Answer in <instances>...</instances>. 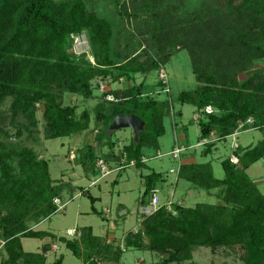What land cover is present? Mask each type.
I'll list each match as a JSON object with an SVG mask.
<instances>
[{
	"label": "trees",
	"instance_id": "obj_1",
	"mask_svg": "<svg viewBox=\"0 0 264 264\" xmlns=\"http://www.w3.org/2000/svg\"><path fill=\"white\" fill-rule=\"evenodd\" d=\"M146 11L151 16V34L162 54L160 61L140 63L135 56L116 62L111 23L90 10L83 0H0V238L5 242L0 254L6 256L0 264H46L47 247H43L41 254L27 253L21 240H55L49 233L34 231L29 222L38 225L50 219L57 213L54 201L61 202L66 190L70 195L75 191L69 184L52 180L48 161L39 159L33 150L7 144L12 140L8 127L18 126L19 116L27 122L20 130L28 137L38 129L35 112L38 105L43 106L45 132L50 141L85 133L94 120L95 128L102 127L97 142L113 148V136H106L112 121L125 115L141 119L146 130L141 133L138 145L132 140L124 149L126 166L135 162L138 169L145 167L141 162L144 150L159 148L158 140L165 134L166 114L174 121L181 119V112L174 113V103L190 105L199 114V140L205 141L202 159L208 158L217 143L225 142L241 125L238 133L254 130L264 135V67L246 80L238 81L241 73H251L252 61L264 60V0L219 2L218 8L209 14L212 31L204 30L207 23L204 13L196 15L195 22L203 29V40L209 48L213 47L209 53L221 58L230 76L212 75L211 71L212 77H198L203 87L195 94L181 92L174 102L169 83H161L158 89L165 98L158 101L144 94L145 84L137 85L136 77L163 68L176 48L190 38L186 35L190 27L176 26L178 23L162 18L159 11L149 7L138 10ZM79 34L87 36L95 65L86 59L80 62L74 54H69L71 37ZM98 80L129 86L101 93L94 111L86 109L80 118L76 107L63 106L62 97L66 94L85 101L97 99L95 92L99 91V85L97 90L93 83ZM167 87L168 94L164 93ZM108 95L116 101L108 102ZM8 100L9 109L3 111L1 108ZM208 107L214 111L209 116L204 112ZM173 126L178 125L175 122ZM20 130L16 137L21 136ZM214 134L218 142L210 139ZM232 156L237 158V164L231 162ZM107 159L108 156L104 162L109 165ZM96 160L93 147L89 146L78 153L76 164L97 176ZM260 161H264V136L253 147L237 146L229 158L221 161L223 179L215 178L211 162L181 166L178 180L200 191L218 190L216 197L220 205L197 204L185 208L173 204L171 211L163 207L151 216H144L141 229L129 233L123 247L164 256L161 264H182L201 248L213 252L218 248L240 247L244 264H264V195L247 173ZM162 181L163 176L155 172L144 177V193L138 209L149 205ZM82 195L89 198L93 214L98 215L93 207L96 200L88 192L83 191ZM77 234L78 240L58 241L77 259H83L84 264L119 263L123 255L120 247L103 244L90 228H83ZM54 264H63V258Z\"/></svg>",
	"mask_w": 264,
	"mask_h": 264
},
{
	"label": "rangeland",
	"instance_id": "obj_2",
	"mask_svg": "<svg viewBox=\"0 0 264 264\" xmlns=\"http://www.w3.org/2000/svg\"><path fill=\"white\" fill-rule=\"evenodd\" d=\"M67 0H56V2H63ZM87 7L95 11L100 17L107 19L114 31V38L112 41L113 55L116 62H123L127 59L134 58L138 56L140 63H150V61H160L162 54L157 50L156 40L151 34L152 27L150 21L149 12L139 13L138 10L142 7H149L152 11H159L162 15V18L175 22L174 24L186 25L190 27L186 35H189L190 38L184 40L183 45L176 48L175 54L172 58L162 67L167 74V80L169 83V88L171 90L173 102L176 97L181 92H188L195 94L197 90L203 87V84L200 83L198 77H212L209 72H214V74L223 73L227 76H230V70L224 68L221 58L218 55L210 54L209 52L213 47H208L206 42L202 38V27L196 24L195 18L199 14L202 16V12L206 17V22L204 25V30L212 31L214 27L209 22V14L211 10L218 8L219 2H225V0H83ZM211 15V14H210ZM175 26V27H176ZM176 33V30H173ZM248 62H246L247 64ZM252 67L250 69L251 73L240 74L238 76V81L242 82L248 78V75L252 73L260 72L264 67V60H254L249 65ZM248 66V67H249ZM225 77V76H224ZM98 81L93 83L94 88L98 90L100 84ZM146 84V89L144 94L154 95L157 93V89L162 86V81L160 79V69L149 74L136 77V84ZM104 86L106 87V93L112 92L118 86L128 87L127 83L111 84L110 80L104 81ZM164 84V83H163ZM100 86V85H99ZM119 88V87H118ZM98 92V91H97ZM95 92L97 99L92 101H85L84 99L72 96V95H63L62 104L63 106H72L77 108V117L80 118L84 110L88 109L94 111L95 106L100 102L101 93ZM163 99L165 95L162 94ZM158 97V96H157ZM156 97V98H157ZM160 97V96H159ZM150 98V97H148ZM147 98H144L145 100ZM11 101L8 100L3 106V111H8ZM164 104V103H161ZM166 104V103H165ZM164 104V105H165ZM167 105V104H166ZM174 113H177L178 110L183 112V122L191 121L194 117L195 108L190 105L181 106L178 103L172 105ZM36 118L38 120L39 126L37 130L33 131L31 137H28V134L23 130H20V126L27 125V122L22 116H19L17 119L18 126L8 127L9 134L12 136V140L7 141V144L10 143L19 148H28L33 150L39 159L47 160L50 167V175L52 180L56 181L57 184L64 183L68 184L71 182H76L77 186L76 193L82 192L85 188H89L90 184L95 186L99 183V178L96 180V176H92V172L87 171L76 164V158L78 153L83 151L85 147H93L94 154L97 157V160L105 159L108 155L106 150H103V142H96V129L93 126L90 131L84 134H76L72 138L58 139V140H48L46 136L45 121L43 120L44 109L42 105L36 106ZM94 114V113H93ZM94 118V116H93ZM199 120V116H197ZM179 119H175L174 123L178 124ZM94 125V124H93ZM164 125L166 127V134L161 139V144L163 145V154L169 150V148L174 145L175 137L181 135L179 125L176 128L173 126V118L169 117V114H166ZM102 128V127H101ZM21 131V136L16 137L17 131ZM114 145L119 148L120 145H128L129 141L133 140V136L130 130H121L114 133L113 135ZM196 129H190V143L195 142ZM263 134L254 130L243 132L239 135V143L243 147H248L255 145L258 141L263 138ZM213 142H218L217 136L214 134L210 138ZM229 140V145L221 144L218 150L213 151L210 157L206 159H199L198 156L201 154L203 147H199L193 150L191 158L197 159L199 162H211L214 170L215 178L223 179L224 172L221 168L222 159L228 158L230 156L229 150L224 151L227 147L233 144ZM237 141V140H236ZM91 144V145H90ZM220 144V143H219ZM106 145V144H105ZM115 146V147H116ZM109 148V147H107ZM124 148V147H123ZM232 150V149H231ZM121 152V151H119ZM215 152V153H214ZM189 152H185L180 156L178 162L170 156H166L164 159L160 160H149L148 167L141 169L138 168H128L124 171V181L118 184V186L112 188L111 183L113 177H108L106 184L100 183L102 185L103 193H98V188L91 187V195L93 196H102V201L95 204V208L99 211H111L119 203L127 205V214L131 217V224L126 228L125 235L131 231L134 227H138L137 217L141 216V209L137 208V201L141 197V192L144 190L142 185V177L147 176L151 172L155 171L157 173H163L167 176V183L160 182L158 185V196L160 197V202L168 203L174 202L177 203V193H180L183 203L185 202L188 207H193L197 203L214 205L219 204L220 201L217 199L219 191H213L211 193L200 191L196 188L186 189L184 185L193 188L187 183L180 182L182 186L179 185V188L176 190V197H173L174 188L171 187L170 183L174 182L175 176L169 174L171 170H176L179 163L182 162L184 158L187 157ZM112 154H114L112 152ZM196 155V158H195ZM227 155V156H226ZM201 158V156H200ZM96 160V162H97ZM194 160V161H195ZM107 161H109L107 159ZM96 166V165H95ZM96 169V168H95ZM111 169H113L111 167ZM97 175L98 171L96 170ZM249 177L259 185V189L264 195V161H260L257 164L253 165L248 170ZM142 176V177H141ZM94 179L92 182L89 180ZM166 179V177H165ZM67 181V182H66ZM110 183V184H109ZM261 183V184H259ZM191 194H190V193ZM67 190L63 194V204H65L66 210L57 212L52 216L50 221H46L41 224L37 230L50 232L51 234L60 235L67 237L66 231L68 229L80 228L83 226H93L95 235H102V229L106 221L103 220L100 216L92 213V204L87 196L78 198L74 201H69L73 195L66 196ZM75 193V194H76ZM196 193V194H195ZM119 196V199H118ZM194 196L192 200L188 198ZM68 200V202H67ZM112 200V204H110ZM149 200V199H148ZM188 200V201H186ZM65 209V208H64ZM115 210V209H114ZM115 216V215H114ZM31 222V223H30ZM29 222V226L34 228L36 225L33 221ZM75 231L69 232V238L72 240L75 238L71 236ZM123 232L119 234L121 236ZM119 239L116 238V242ZM109 241V240H108ZM46 243H52V239L47 238L44 241L27 239L23 243V248L26 252H35L38 247H42ZM109 244H114V242H107ZM110 245V246H111ZM58 251L52 253L48 256V262L52 263L57 258L60 259L64 256V264H82L83 260L77 259L71 251L66 249L62 243L57 244ZM114 248H116L114 246ZM2 252V250H1ZM243 250L240 247L235 248H218L213 252L210 249L201 248L192 252L190 259L184 261L182 264H244L243 262ZM6 256L0 254V263L4 261ZM165 259L164 256L149 253L141 252L137 250H129L124 254L125 264H161ZM143 261V262H142ZM105 264V263H104ZM114 264V263H106Z\"/></svg>",
	"mask_w": 264,
	"mask_h": 264
},
{
	"label": "crops",
	"instance_id": "obj_3",
	"mask_svg": "<svg viewBox=\"0 0 264 264\" xmlns=\"http://www.w3.org/2000/svg\"><path fill=\"white\" fill-rule=\"evenodd\" d=\"M117 85V84H116ZM119 87V88H118ZM115 90H112V91H117V90H121V89H125L124 87H122V86H118ZM145 87H146V84H145ZM157 91V93L156 94H154V95H151V96H154L158 101H162L163 100V95H162V93L160 92V90L159 89H157L156 90ZM97 93H99V91L97 92ZM160 96V97H159ZM178 112H181L182 113V117H181V119H179V121H178V124L177 125H179L178 127H179V129H180V131H181V135L179 136V138L177 137V140H178V143L181 145V146H185V147H192V149L189 151V153L187 154V157L186 158H184L183 160H182V162L181 163H179V165H178V167H177V169L176 170H171L170 172H169V174H172V175H174L175 176V178H174V182H171L170 183V185H171V187H173L174 188V193H173V197H176V190L179 188V185L180 186H182L181 184H180V182H183V181H179L178 180V173H179V169H180V167L181 166H183V165H188V164H194V163H204V162H199L198 160L199 159H202V158H200V155L198 156L199 158H198V160L196 159H193V158H191V156H193L192 155V151L193 150H195V149H197V148H199V147H202V146H200V144L201 143H203L202 141H200L199 140V138H200V129H199V120H197V116H199V114L197 113V111H196V109H195V113H194V117H193V119L191 120V121H188L187 123L186 122H183L184 120H183V117H184V115H183V112H182V110H178ZM164 122H165V120H164ZM94 124V120H92V123H91V128L93 127V126H95V125H93ZM90 128V129H91ZM164 128H165V134H166V127H165V125H164ZM192 128H195L196 129V136H195V142L194 143H190V138H189V136H190V129H192ZM102 129L101 128H99V129H96V134H98L99 133V131H101ZM90 131V130H89ZM88 132V131H87ZM258 132V131H257ZM86 133V132H85ZM131 133H132V131H131ZM243 133V132H242ZM82 134H84V133H82ZM165 134L163 135V137L165 136ZM241 133H235V134H233L232 136H230V137H228L227 139H226V141L225 142H221L220 144L219 143H217V145H216V147H215V149L213 150V151H216V150H218V148H219V146L221 145V144H224L225 146L226 145H229L228 143H229V140H232L231 142L233 143V144H231V146H229V147H227V149H223L224 151H226V150H229V153H230V156L232 155V152H233V150L235 149V147L236 146H240V147H242V148H249V147H253V146H255V145H251V146H248V147H243L240 143H239V140H238V137H239V135H240ZM97 136V135H96ZM132 136H133V134H132ZM213 136V135H212ZM212 136H211V138H212ZM74 137V136H73ZM162 137V138H163ZM162 138H160L159 140H158V145H159V148L157 149V150H154V149H152V150H148V149H145L144 150V152H143V156H142V159H146V160H162V159H164L165 157H166V155L167 154H169L171 151H173L174 150V148H175V142H174V145H172L170 148H169V150L168 151H166V153H164L163 154V145L161 144V139ZM263 139V138H262ZM237 140V141H236ZM96 142H97V140H95ZM205 142V141H204ZM259 142V141H258ZM112 143H114V140H113V137H112ZM130 144V141H129V143H128V145ZM257 144V143H256ZM91 145V144H90ZM117 144L115 143V146H116ZM128 145H124V146H122V145H120L119 146V148L116 146H114L113 148L111 147V148H107L106 146L105 147H103V150H106V154L108 153V157H109V167L111 166L113 169H111V170H113V172L109 175V176H107L106 178H104V179H101V180H99V183L97 184V185H95V186H93V185H91L90 184V186H89V188H85L84 190H82V192H78V193H76V182L74 183V182H71V184L69 183V185L75 190L74 192H73V197H71V199H68L69 201H74V200H76V199H78V198H81V197H84L83 195H82V193H83V191L84 192H88V194L93 198V199H95L96 200V202H95V204L97 203V202H101L102 201V196H92L91 195V187H96V188H98V193L99 194H101V193H103V188H102V185L103 184H106V183H104V182H106V180L105 179H107L108 177H112V176H114L113 177V181H112V183L110 184L111 185V187L112 188H114V187H116V186H118V184L119 183H121L122 181H124L126 178H124L123 176H124V171H126V169H128V168H125V169H122V170H120V171H117L118 169L117 168H120V167H122L123 165H124V167H126V164H125V155H124V149L126 148V147H128ZM124 147V148H123ZM232 149V150H231ZM119 151H121V152H119ZM112 152L114 153V154H112ZM161 154V155H164V157L163 158H160V159H155V157H156V155L157 154ZM215 153V152H214ZM184 154V153H183ZM227 156V155H226ZM230 156H228V158L230 157ZM210 157V156H209ZM116 158H119V161L118 160H116ZM195 158H196V155H195ZM101 160H103L104 161V159H101ZM195 160V161H194ZM222 160H224V159H222ZM97 161H99V160H97ZM174 162H178V161H174ZM97 163V162H96ZM144 165H145V167H148V162H146V163H143ZM96 165V164H95ZM110 167V168H111ZM95 168H96V166H95ZM129 168H136V167H129ZM96 170H97V168H96ZM98 171V170H97ZM153 172H155V171H153ZM155 173H157V172H155ZM157 174H161L162 176H163V181L162 182H165L166 181V183H167V176H165L163 173H157ZM149 175V174H148ZM92 176H93V174H92ZM94 177V176H93ZM142 177V176H141ZM146 177V176H145ZM165 177H166V179H165ZM96 178V180H97V178H99V174L95 177ZM94 179H90L89 180V182L91 181H93ZM142 180H143V182H142V185L144 186V177H142ZM255 181V180H254ZM67 182V181H66ZM256 182V181H255ZM65 183V182H64ZM100 183H102V185H99ZM185 183V182H184ZM67 184H68V182H67ZM188 184V183H187ZM259 184H261V183H259ZM189 185V184H188ZM259 186V185H258ZM184 187L186 188V189H188V190H190V189H194V188H191V187H188L187 185H184ZM158 189V188H157ZM159 190V189H158ZM76 193V194H75ZM143 193H144V190L141 192V197L139 198V200L137 201V208L139 207V202H140V200H141V198H142V196H143ZM190 193V192H189ZM191 194V193H190ZM196 194V193H195ZM69 195L70 194H68V192L66 193V196L67 197H69ZM71 195V196H72ZM177 203H174V202H168V203H162L161 202V204H169V203H171L172 205L173 204H177L178 206H182V207H185V208H194L197 204H202V203H197V204H195V205H193V207L191 206V207H188L187 206V204L184 202L183 203V201H182V197L183 196H181V194L180 193H177ZM64 198V197H63ZM160 198V197H159ZM192 198H194V196H192V197H190V198H188V200H192ZM118 199H119V196H118ZM63 200L64 199H62V201L61 202H63ZM68 200H67V202H68ZM188 200H186V201H188ZM193 201V200H192ZM95 204H94V209L97 211V213H98V216H100L103 220H105L106 221V223H105V225L103 226V229H102V235H95L94 234V228H93V226H83V227H80V228H73V229H68L67 231H66V234H67V237H63V236H60V235H55V234H51L50 232H46V231H41V230H37L39 227H40V225L41 224H43V223H45L46 221H50L51 219H52V217L50 218V219H48V220H45V221H43V222H41L40 224H38V225H36V227H34L33 228V230L34 231H41V232H46V233H49V234H51V235H53V236H55L56 237V239L55 240H53L52 239V243H46L45 245H43L42 247H38L36 250H34L35 252H27V253H35V254H41L42 253V251H43V247H47V254H46V264H54L56 261H58L59 259L57 258L54 262H52V263H50V262H48V256L49 255H51L52 253H54V252H57L58 251V246H57V244H60V242L58 241L60 238H65V239H67V240H72L71 238H69L70 236V234H69V232L70 231H75V233L73 234V235H71V236H74L75 238H77V240L79 239V235L77 234V232H80V230L81 229H83V228H90L91 230H92V235L94 236V237H97V238H100L101 240H102V242H103V244L104 243H106V241L107 242H114V244H112V246H115V247H120V249L121 250H123V255H122V257H121V259H120V261H119V263H114V264H125V261H124V254L127 252V251H129V250H127V249H125L123 246V240H124V238L129 234V233H135V232H137V231H139L140 229H141V222H142V219H140V217L138 216L137 217V224H139L138 225V227H133L132 229H131V231L130 232H128L126 235L124 234L125 233V231H126V228L129 226V224H131V222H130V220H131V217H129V215L127 214V205L124 203H122V204H118L114 209H111V211L109 212L108 210L107 211H99V210H97L96 208H95ZM110 204H112V200H111V202H110ZM66 207L67 206H65V209L64 210H66ZM63 210V211H64ZM91 210H92V208H91ZM65 212V211H64ZM93 213V212H92ZM115 215V216H114ZM121 231L123 232L122 234H121V236L119 235L120 233H121ZM69 236V237H68ZM118 236H119V239L117 240V243H115L116 242V238H118ZM74 238V239H75ZM47 239V238H46ZM25 240H27V239H22L21 240V243H22V247H23V243H24V241ZM45 240V239H44ZM44 240H41V241H44ZM109 240V241H108ZM64 247H65V245L64 244H62ZM109 245H111V244H109ZM23 250H24V248H23ZM25 251V250H24ZM132 251H134V250H132ZM26 252V251H25ZM142 252V251H141ZM61 258H63V264H64V256H62ZM80 260V259H79ZM83 259H81V261H82ZM143 262V261H142ZM98 264H100L99 262H97ZM82 264H84V261H83V263ZM106 264V263H105ZM136 264H137V262H136Z\"/></svg>",
	"mask_w": 264,
	"mask_h": 264
},
{
	"label": "built area",
	"instance_id": "obj_4",
	"mask_svg": "<svg viewBox=\"0 0 264 264\" xmlns=\"http://www.w3.org/2000/svg\"><path fill=\"white\" fill-rule=\"evenodd\" d=\"M71 39H72V52H73V54L78 58L82 54H85L86 55L85 59L88 60L92 65H95L94 60L90 55V48H89L87 36L85 34H79V35L72 36ZM160 79L164 84L168 85L167 74L163 68L160 69ZM99 85H100L99 86L100 93H102V94L106 93V87L104 86V84L100 83ZM164 93H167V94L169 93L168 87L165 89ZM106 100L108 102H115L116 101L111 95H108L106 97ZM204 112L208 116L212 115L214 113V111L211 107H208L207 109H205ZM199 119H200V116H199ZM173 124H174V120H173ZM248 124H251V120L248 121ZM241 130H242V125L239 127L236 134L238 132H241ZM204 144H205V142L201 143L200 146H203ZM191 149H192V147L187 148L185 146H181L178 143L177 137H175V148L173 151H171L166 156H170L174 161H179L180 156L183 153H185L187 150H191ZM163 157H164V155H161L158 153L156 155L155 159H160ZM230 160L233 164L238 163L237 158L234 156H232ZM148 161L149 160L141 159L142 163H146ZM129 167H136V163L131 162L126 167H124V165H123L122 167L117 168L118 169L117 171H120V170L125 169V168H129ZM96 168L99 172V180L106 178L107 176H109L113 172V170H111V168L103 160L97 161ZM54 204L57 207V212H61L65 208V204H62L60 202V200H58V199H56L54 201ZM171 205H172L171 203H169L167 205L161 204L160 198L158 196V192L155 191L153 193L151 199L149 200V205L147 207L141 209L140 219H143L144 216H151V215L155 214L157 211H159L163 207H166L169 211H171ZM4 245H5V242L0 238V251L3 249Z\"/></svg>",
	"mask_w": 264,
	"mask_h": 264
},
{
	"label": "water",
	"instance_id": "obj_5",
	"mask_svg": "<svg viewBox=\"0 0 264 264\" xmlns=\"http://www.w3.org/2000/svg\"><path fill=\"white\" fill-rule=\"evenodd\" d=\"M69 54H73L72 51ZM86 58L85 54L79 57V61L83 62ZM121 130H130L133 134V142L138 145L141 133L146 130V124L139 118L131 115L118 116L110 124L106 131V136L111 137L114 133Z\"/></svg>",
	"mask_w": 264,
	"mask_h": 264
}]
</instances>
